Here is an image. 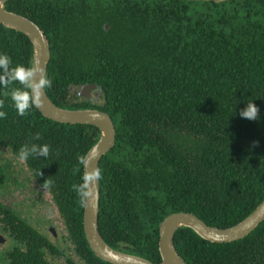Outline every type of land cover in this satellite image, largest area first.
Listing matches in <instances>:
<instances>
[{
	"label": "trees",
	"instance_id": "trees-1",
	"mask_svg": "<svg viewBox=\"0 0 264 264\" xmlns=\"http://www.w3.org/2000/svg\"><path fill=\"white\" fill-rule=\"evenodd\" d=\"M5 9L49 40L51 101L113 120L116 142L98 167V226L111 248L159 264L167 216L192 213L224 229L264 200V0H9ZM0 52L13 66L32 64L28 37L2 24ZM86 84L101 90L99 99L79 95ZM6 91L0 151L20 160L22 145H49L47 159L23 161L27 172L41 188L50 181L45 189L82 264H111L89 247L85 196L74 190L84 186L79 158L99 129L50 120L37 108L20 117ZM250 100L258 121L239 116ZM10 164L0 165V181L15 172ZM174 245L186 264H264V221L229 243L180 228Z\"/></svg>",
	"mask_w": 264,
	"mask_h": 264
},
{
	"label": "water",
	"instance_id": "water-1",
	"mask_svg": "<svg viewBox=\"0 0 264 264\" xmlns=\"http://www.w3.org/2000/svg\"><path fill=\"white\" fill-rule=\"evenodd\" d=\"M9 0H0V24L21 32L32 44V65L42 69L44 73L50 61L49 40L41 28L29 18L8 11L5 5ZM225 2L228 0H194ZM97 90V91H96ZM100 94L101 90L94 84L81 87L80 96L90 98L91 93ZM37 109L42 115L59 123L93 125L100 131L98 141L89 149L83 164L85 196L83 210V228L86 240L91 250L102 260L111 264H154L148 259L133 253L111 248L102 238L99 226V179L95 178L103 156L111 150L116 142V130L111 116L97 109H66L54 104L46 93ZM85 177L91 179L85 180ZM264 221V200L241 222L228 228H217L207 225L192 213L176 212L167 216L159 225V264H186L175 249L174 237L180 228H190L200 238L211 243H229L248 236Z\"/></svg>",
	"mask_w": 264,
	"mask_h": 264
},
{
	"label": "flooded vegetation",
	"instance_id": "flooded-vegetation-1",
	"mask_svg": "<svg viewBox=\"0 0 264 264\" xmlns=\"http://www.w3.org/2000/svg\"><path fill=\"white\" fill-rule=\"evenodd\" d=\"M12 168L0 181V264H82L51 194Z\"/></svg>",
	"mask_w": 264,
	"mask_h": 264
},
{
	"label": "clouds",
	"instance_id": "clouds-1",
	"mask_svg": "<svg viewBox=\"0 0 264 264\" xmlns=\"http://www.w3.org/2000/svg\"><path fill=\"white\" fill-rule=\"evenodd\" d=\"M19 85V87H11L12 85ZM52 86V81L47 77L42 69H38L29 63L15 64L13 66L12 58L5 52H0V89L8 90L5 95L8 96L12 102V107L16 110V114L20 117L28 115L33 109L37 108L42 103V96L45 90ZM3 108V103L0 102V109ZM259 107L250 100L246 103V107L240 110L239 116L249 121L259 120ZM7 119V112L0 110V120ZM34 139L39 140L40 136L37 134ZM50 155V147L47 144H25L18 150L19 159L27 161L31 159H39L43 157L47 159ZM81 164H86L83 156L79 158ZM41 172L39 173V176ZM95 178L99 179V173L95 174ZM91 179L85 177V180ZM50 181L47 179L43 186L47 188ZM83 187L74 186V190L82 197L87 193Z\"/></svg>",
	"mask_w": 264,
	"mask_h": 264
},
{
	"label": "rangeland",
	"instance_id": "rangeland-1",
	"mask_svg": "<svg viewBox=\"0 0 264 264\" xmlns=\"http://www.w3.org/2000/svg\"><path fill=\"white\" fill-rule=\"evenodd\" d=\"M96 91H93L91 93V96L95 97V99H99V97H98L99 94H97V95L95 94ZM7 163H11L14 166V169H20L22 171V173H25V174L28 173L22 160H18L16 158H14L12 156V154L7 150H1L0 151V165H4Z\"/></svg>",
	"mask_w": 264,
	"mask_h": 264
}]
</instances>
